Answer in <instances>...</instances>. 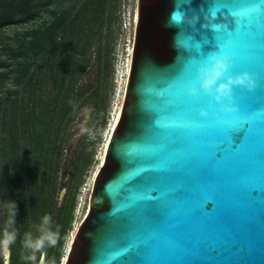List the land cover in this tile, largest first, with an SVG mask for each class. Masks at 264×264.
<instances>
[{
	"label": "water",
	"instance_id": "1",
	"mask_svg": "<svg viewBox=\"0 0 264 264\" xmlns=\"http://www.w3.org/2000/svg\"><path fill=\"white\" fill-rule=\"evenodd\" d=\"M255 5L259 9L249 11ZM173 10L174 0H137L120 115L63 264H264V0H191L185 6L199 21L183 30L205 43V55L233 46L241 56L230 72L258 73L251 92L234 88L239 111L219 118L211 115L209 97L186 94L196 78L190 57L198 54L174 46L182 29L165 27ZM249 18L251 33L244 24ZM181 68L187 69V79L178 93L171 81L157 83L165 75L174 78ZM157 91L171 101L167 111L195 126L158 128L151 114ZM249 103L255 125L239 129ZM202 108L208 117L199 116ZM228 120L244 135H232ZM152 189L158 200L135 199ZM144 239L154 249L150 258L122 251ZM109 252L121 255L109 260Z\"/></svg>",
	"mask_w": 264,
	"mask_h": 264
},
{
	"label": "rangeland",
	"instance_id": "2",
	"mask_svg": "<svg viewBox=\"0 0 264 264\" xmlns=\"http://www.w3.org/2000/svg\"><path fill=\"white\" fill-rule=\"evenodd\" d=\"M19 1L0 0V4L16 5ZM136 4L137 0H115L113 14L104 16L101 30L91 38L84 56L88 66L73 79L69 90L67 83L62 86L58 78L56 83L50 80L33 87L32 99L30 86L25 88L24 83L35 66L33 58L25 60L23 44L33 30L50 19L46 10L51 5L42 8L40 16L31 21L0 28V71L5 84L0 86V230L6 219L4 203L14 199L19 232L9 264H26L22 259L23 235L34 232L45 214L52 216V227L59 230L60 237L55 248L47 249L48 258L62 264L78 219L77 207L80 200L86 199L90 177L120 100ZM99 26L96 22L94 30ZM84 58L78 57L79 67ZM19 76L21 82L15 84L13 79ZM7 93L9 99L4 100ZM26 103L27 111L35 107V114L23 127L10 114L12 107ZM82 124L93 130L92 136L80 134ZM4 260L5 256L0 255V264Z\"/></svg>",
	"mask_w": 264,
	"mask_h": 264
},
{
	"label": "trees",
	"instance_id": "3",
	"mask_svg": "<svg viewBox=\"0 0 264 264\" xmlns=\"http://www.w3.org/2000/svg\"><path fill=\"white\" fill-rule=\"evenodd\" d=\"M8 4L6 2L0 4L3 6L0 11V28L7 24L31 21L35 16H40L44 10L42 8L51 5V8L46 10L50 14V19L33 30L31 37L23 44L25 60L33 58L32 64L35 66L24 83L25 88L30 86L29 98L32 99L33 87L36 88L50 80L56 83L58 78L62 86L64 82L67 83L69 90L73 79L88 66L87 58L84 56L92 44L91 38L95 32L101 30L104 16L113 14L115 0H20L16 5ZM67 4L69 6H66ZM96 22H100V26L94 30ZM80 56H83L84 63L79 67ZM99 57L98 48L97 58ZM1 76L0 71V86L4 87ZM13 80L15 84L21 82L20 76ZM7 99L8 93L4 100ZM12 109L13 113L10 115L15 120L19 119L18 124L23 127L32 120L31 114H35L34 106L27 111L29 109L27 103Z\"/></svg>",
	"mask_w": 264,
	"mask_h": 264
},
{
	"label": "clouds",
	"instance_id": "4",
	"mask_svg": "<svg viewBox=\"0 0 264 264\" xmlns=\"http://www.w3.org/2000/svg\"><path fill=\"white\" fill-rule=\"evenodd\" d=\"M191 0H174V10L168 17L165 27H178L182 30L177 34L174 40V46L189 52H195L198 55L190 57L189 63L195 68V80H190L186 88V94L189 97H198L205 95L209 97L208 108L212 109L211 115L219 118L222 115L236 113L239 111L234 99V88H245L253 90L256 81L249 72H241L233 75L230 72L232 60L222 53H208L205 55L202 51L204 42L196 41L194 36L183 30L184 25L194 27L193 21H199V15H187L185 6L189 5ZM254 10L259 9L255 5ZM216 12L211 13V19H215ZM207 19V17H205ZM215 27H218L215 26ZM197 57H200L197 59ZM179 58V57H177ZM219 111H216V106ZM75 107V105H73ZM87 108L84 109L86 113ZM200 117H208L209 111L200 109ZM86 123V122H85ZM80 134L93 135V130L85 124L80 126ZM6 210V219L4 227L0 230V255L9 256L11 247L17 241L19 232L16 228V218L18 216V206L16 200H8L4 203ZM59 230L52 227V216L45 214L39 224L35 225L34 232H26L23 235L22 248L24 254L22 259L26 264H56L55 260H49L47 249L55 248L58 244Z\"/></svg>",
	"mask_w": 264,
	"mask_h": 264
},
{
	"label": "snow or ice",
	"instance_id": "5",
	"mask_svg": "<svg viewBox=\"0 0 264 264\" xmlns=\"http://www.w3.org/2000/svg\"><path fill=\"white\" fill-rule=\"evenodd\" d=\"M249 11H255V10L254 8H252V9H249ZM244 15L247 16V13H245ZM244 24L247 30L249 31V33H251L252 20L250 18L246 19L244 21ZM220 53L230 57L232 60V65L236 60L240 59V56H241L240 52L233 46H224L221 49ZM248 55H249L250 62H251V59L255 57L254 46L250 48ZM252 75L254 78H256L258 76V73L256 71H253ZM186 79H187V69L181 68L177 70V73L174 78L165 75L157 83L171 81L169 83V87L170 88L175 87L178 93L179 90L182 88L184 80ZM163 96H164L163 92L157 91V93L154 95V98H153L154 107L151 109V114L154 117L155 123L158 126V128L160 129H184V128L195 126V122L181 118L180 114L178 113L173 115L172 113L167 111L166 105L170 104L171 101H167L163 99ZM246 111L249 112V116L247 119H244L239 123L238 125L239 129L248 130L254 127L255 125L256 111L253 109L251 103L248 104ZM227 124L229 126V129L232 130V135L234 133H239V132H243V135H244V131H237L235 129L231 120H228ZM149 145H150L149 152L155 153L156 149L151 144ZM163 195H165V193L160 194V196H163ZM250 195L254 197L255 194L254 192H252L250 193ZM135 199L144 200V201H148V200L155 201L159 199V196H156L155 189H152L151 192L149 193H142V194L137 195ZM122 251L125 253H131L132 255L140 256L143 258H150L154 249L150 245L149 240L144 239V240H135L129 243L126 247L123 248ZM106 255L109 260H112V259H116L120 257L121 252H109V253H106ZM122 264H126V262H122Z\"/></svg>",
	"mask_w": 264,
	"mask_h": 264
},
{
	"label": "bare ground",
	"instance_id": "6",
	"mask_svg": "<svg viewBox=\"0 0 264 264\" xmlns=\"http://www.w3.org/2000/svg\"><path fill=\"white\" fill-rule=\"evenodd\" d=\"M136 21H137V4H136V7H135V11L133 12V15H132V25H133L132 37L133 38H132V44H131V46L129 48V55H128V58H127V61H126V65H125V74L123 76V82H122V87H121V92H120V100H119L117 108H116V110L114 112V115H113V118L111 120L110 126L108 128L107 135H106V138L104 140V143L102 145V149H101V152H100L99 160H98L97 165H96L95 169L93 170L92 175L90 177L89 188L86 189L87 190L86 199H85V201L80 200V204L77 207L78 219H77L76 224H75V229L73 230L72 235L70 236V238L68 240V245L66 246V251H65V253H64L63 257H62V264L64 263V261L66 259L67 251H68L72 236H73L77 226L79 225V223L82 221V219L86 215L88 197H89V194H90V191H91V188H92L94 177H95L97 171L99 170V168L101 167V165H102V163L104 161V157H105V154H106L107 143L109 141L111 132L113 131L115 125L118 122V117L120 115L121 104H122V100H123V96H124L125 84H126L127 75H128V72H129L131 53H132V49H133L132 47H133V39H134V31H135ZM9 258H10V255L9 256H5L4 264H9Z\"/></svg>",
	"mask_w": 264,
	"mask_h": 264
}]
</instances>
